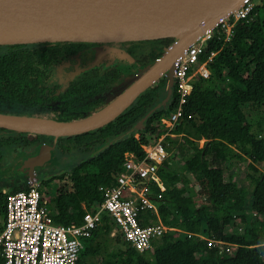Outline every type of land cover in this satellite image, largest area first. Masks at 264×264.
<instances>
[{
	"label": "trees",
	"instance_id": "1",
	"mask_svg": "<svg viewBox=\"0 0 264 264\" xmlns=\"http://www.w3.org/2000/svg\"><path fill=\"white\" fill-rule=\"evenodd\" d=\"M261 10L256 4L251 21H236L228 40L221 28L208 40L200 63L207 61L209 75L198 72L193 76V91L184 105V115L165 138L168 155L160 164L158 175L166 191L152 182L160 215L149 212L143 224L162 222L169 229L154 240L151 252L140 253L120 232L111 236L115 222L103 213L99 226L83 239L79 264H264V168L258 166L264 165V128L261 124L259 130H253L246 113L247 107L264 105ZM174 41L166 37L137 42H151L164 50ZM33 46L0 45V96L4 99L22 98L27 102L36 96L39 88L25 77L31 71L19 61L48 56ZM212 52L215 55L209 60ZM166 83L161 78L108 124L57 138L60 155L83 154L71 170L39 179L44 188L56 192L54 211L60 212L57 222L82 224L86 209L81 199L88 209L102 200L100 187L115 183L124 169L126 152L138 159L145 157L142 143L158 140L162 134L159 122L178 106L176 87L167 106L157 108L139 129H133L155 107ZM5 132L0 134V161L16 143L28 145L36 140L44 145L45 138L54 139L41 134ZM243 161H249L250 188L233 177L227 179L234 174L236 162ZM55 179L60 183L58 189L51 184ZM28 187L26 180L7 192L0 190V214H6L10 193ZM254 212L258 217L253 216ZM240 225L243 231H239ZM188 233H203L223 243L210 247L206 240Z\"/></svg>",
	"mask_w": 264,
	"mask_h": 264
},
{
	"label": "water",
	"instance_id": "2",
	"mask_svg": "<svg viewBox=\"0 0 264 264\" xmlns=\"http://www.w3.org/2000/svg\"><path fill=\"white\" fill-rule=\"evenodd\" d=\"M244 1L0 0V45L175 39L153 65L147 66L133 85L127 88L130 83L127 81L117 99L89 116L65 121L0 113V127L13 133L52 136L55 140L93 131L115 120L146 89L165 77L169 90L167 97L138 122L133 129L136 131L157 108L170 100L168 96H171V88L175 84L176 59L199 37L213 30L220 18L234 12ZM109 107L111 109L105 116H97ZM53 148V144H44L40 154L24 160L17 171L28 173L30 179H36V165L52 159Z\"/></svg>",
	"mask_w": 264,
	"mask_h": 264
},
{
	"label": "built area",
	"instance_id": "3",
	"mask_svg": "<svg viewBox=\"0 0 264 264\" xmlns=\"http://www.w3.org/2000/svg\"><path fill=\"white\" fill-rule=\"evenodd\" d=\"M254 7L253 0H245L234 12L220 18L213 30L199 37L176 59L174 86L179 97L177 108L159 122L162 134L158 140L151 144L142 143L146 153L143 159L136 158L129 151L125 153L123 171L116 176L113 185L100 187L102 200L96 206L88 209L85 200L81 199L86 209L82 224L56 221L60 212L54 211V205L51 206L47 200L38 178L28 180L27 189L8 195L0 234V264H79L83 239L90 237L99 226L103 213H108L115 222L112 235L120 232L123 239L140 253L152 251L154 240L169 229L162 222L143 224L149 212L160 215L152 182H157L162 191H166L158 175L159 166L168 155L165 138L184 115V105L193 91V72L201 65L200 57L208 40L218 28L227 33L228 40L236 21L245 19L249 22L254 18ZM214 55L212 52L209 60ZM203 63L207 66V61ZM200 73L207 77L209 70L203 65ZM136 136L140 137L139 134ZM253 216L258 217V214L254 212ZM235 217L237 221L241 220ZM238 229L243 231L242 225ZM193 235L206 240L210 247L223 243L203 233H188L190 237Z\"/></svg>",
	"mask_w": 264,
	"mask_h": 264
},
{
	"label": "flooded vegetation",
	"instance_id": "4",
	"mask_svg": "<svg viewBox=\"0 0 264 264\" xmlns=\"http://www.w3.org/2000/svg\"><path fill=\"white\" fill-rule=\"evenodd\" d=\"M119 44H129L130 49L127 50L129 52L132 50L134 54L136 53L137 63L142 68L153 63L151 62L154 61L152 52L157 49L161 50L158 45L151 42L137 41L23 44L35 45L33 47L39 53L48 54L47 57L19 60L25 70L31 71L25 77L34 81L33 84L39 90L34 99L27 102H24L22 98L10 100L0 96V113L33 116L30 113L31 108L51 105L59 108L58 115H56L57 120H64L61 118L66 117L70 119H65V121H73L83 119L96 112L108 105L114 95L122 93L123 89L121 88L125 83L121 85L119 84V80L122 78L125 69L133 67L118 48ZM165 88L167 89V93L164 99L158 96L157 102L159 103L167 97V83ZM167 103L163 106H167ZM2 129L0 130V134H6L7 132L5 131H9L6 128ZM44 143L53 144L54 152L61 154L55 139L45 138ZM42 144L39 141L33 140L28 145L16 143V146H10L4 154V158L0 161V168L16 167L20 162L38 154L43 147ZM19 151L24 152V154L15 158ZM7 153H10V155ZM67 155L63 154V156L59 155L57 157H66ZM45 168H35L34 172L37 173L38 179H40L38 173L43 174ZM25 175H27L25 172H14L10 178H16L25 182L27 180ZM2 191L7 192L3 187Z\"/></svg>",
	"mask_w": 264,
	"mask_h": 264
},
{
	"label": "rangeland",
	"instance_id": "5",
	"mask_svg": "<svg viewBox=\"0 0 264 264\" xmlns=\"http://www.w3.org/2000/svg\"><path fill=\"white\" fill-rule=\"evenodd\" d=\"M253 2L255 3V5L259 4L262 7L261 15L264 18V0H253ZM118 48L121 50V52L124 55V57L127 58L130 61V64L133 65L132 68H134V69H132V68L125 69L122 78L119 80V84H121V85L123 83H126L127 81H130V83L127 86V88H129L146 71V69L148 67H143L142 68V66H140L137 63L136 53L134 54V52H132V50H131V52H129L127 50V49H130L129 44H119ZM163 53H164V50H159V49H157L154 52H152V56L154 57V61H153V63L151 65H153L163 55ZM203 65H205V67H207L206 64L201 63V65H199V67L194 70L193 76L196 75L198 72H200V70L202 69ZM171 90H172V94H171V96L170 95L168 96L169 97L168 100L172 98L174 90H175V86H173L171 88ZM166 93H167V89L164 88L161 91V95H160L161 99H164ZM118 97H119V95L116 94V95L113 96V99L115 100ZM113 99H112V101H113ZM158 104H159V102L156 103V105H158ZM58 112H59V108H57L56 106H51V105H49V106H41V107H37L36 106V107L31 108V110H30V113L34 117H41V118L51 119V120L52 119L53 120L56 119V115H58ZM246 113H247L248 120L253 125V130H256V131L259 130V128H261V124H262V127L264 128V105L260 106V107H258V106L257 107H247ZM232 131L234 132V130H232ZM31 137H35V136L32 135ZM203 143H204V139L200 141L201 145ZM12 147H13V145H12ZM7 154L10 155V153H7ZM21 154H24V152L19 151V153L16 155L15 158L19 157V155L21 156ZM39 154L40 153L35 154L32 157L37 156ZM52 155H54V157L52 159L44 161L43 164L36 165L35 168H38V169L45 168V167L49 166V167H47V168H45L43 170L44 171L43 174L42 173H38L40 178H49L52 175H54L57 172H60L62 170L69 171L74 166H76L79 163V161H81V159L83 158L82 157L83 156L82 153L81 154L80 153L68 154L66 157L65 156L64 157H61V156L57 157L60 154L57 153V152H54V148H53V151H52ZM23 162L24 161L20 162L16 167L13 166V167H8L6 169H1L0 168V190H2V187H3L6 191H9L15 185L24 183L22 180H19V179H16V178L15 179L14 178L13 179L10 178V177H12L14 172L21 173V172H18L17 169L19 170L22 167ZM248 163H249V161L236 162L235 166L233 167L234 174L228 175L227 179H229L230 177H233L236 180H238V182L241 185H244V186H247L248 188H250L249 187V183H248L249 180L247 178V174L251 171V169L249 168ZM258 166L261 169L264 168V165L262 163H259ZM22 173H24V172H22ZM25 177H26V179L28 181L30 179V174L27 173V175H25ZM36 177H37V175H36ZM51 184L54 187H56L57 189L60 186V183H59L58 179H55L54 181H51ZM44 189H45L44 192L46 193L47 200H49L51 206H53L54 205V199H55L54 197H55V193L56 192L52 191V189H50L48 187H45ZM4 217H5L4 215L0 214V234H1V231H2ZM117 233L118 232H116V234ZM116 234L111 235V236H115Z\"/></svg>",
	"mask_w": 264,
	"mask_h": 264
},
{
	"label": "bare ground",
	"instance_id": "6",
	"mask_svg": "<svg viewBox=\"0 0 264 264\" xmlns=\"http://www.w3.org/2000/svg\"><path fill=\"white\" fill-rule=\"evenodd\" d=\"M168 62H169V61H168ZM168 62H167L165 65H167ZM110 109H111V108L109 107V108L103 110V111H102L100 114H98L97 116H98V117L105 116V115L110 111Z\"/></svg>",
	"mask_w": 264,
	"mask_h": 264
},
{
	"label": "crops",
	"instance_id": "7",
	"mask_svg": "<svg viewBox=\"0 0 264 264\" xmlns=\"http://www.w3.org/2000/svg\"><path fill=\"white\" fill-rule=\"evenodd\" d=\"M115 230V228L113 229V231ZM113 231H112V233H113ZM112 233H111V235H112ZM119 233V232H118Z\"/></svg>",
	"mask_w": 264,
	"mask_h": 264
}]
</instances>
